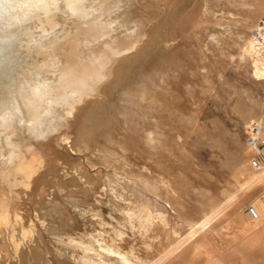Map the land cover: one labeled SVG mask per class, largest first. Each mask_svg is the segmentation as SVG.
Segmentation results:
<instances>
[{
  "label": "rangeland",
  "instance_id": "obj_1",
  "mask_svg": "<svg viewBox=\"0 0 264 264\" xmlns=\"http://www.w3.org/2000/svg\"><path fill=\"white\" fill-rule=\"evenodd\" d=\"M121 15L133 49L34 140L29 187L0 180L11 216L0 264H214L207 255L233 251L243 259L231 264H264V172L247 145L264 119L250 36L264 0H128ZM8 55L24 58L19 37ZM209 216L214 232L196 247L188 237Z\"/></svg>",
  "mask_w": 264,
  "mask_h": 264
},
{
  "label": "bare ground",
  "instance_id": "obj_2",
  "mask_svg": "<svg viewBox=\"0 0 264 264\" xmlns=\"http://www.w3.org/2000/svg\"><path fill=\"white\" fill-rule=\"evenodd\" d=\"M127 4L128 0H81L79 4L0 0V180L11 187H29L37 173V162L31 159L39 153L34 140L45 139L66 125L78 105L98 92L118 56L133 49L132 36L137 31L121 15ZM16 37L25 53L21 61L8 55ZM252 66L264 70V47L259 43L253 46ZM63 139L68 136L64 134ZM10 169L20 176L14 183L9 182ZM260 170L264 172V163ZM8 209L7 199H1L0 237L2 227L10 225ZM15 217L19 221L20 216ZM212 220L213 216L206 217L192 229L188 239L196 240V247H203L214 232ZM23 232L30 231L23 228ZM14 246L17 252L19 244ZM236 252L207 255V261L231 264L243 259ZM122 258L127 264H143L126 255Z\"/></svg>",
  "mask_w": 264,
  "mask_h": 264
},
{
  "label": "built area",
  "instance_id": "obj_3",
  "mask_svg": "<svg viewBox=\"0 0 264 264\" xmlns=\"http://www.w3.org/2000/svg\"><path fill=\"white\" fill-rule=\"evenodd\" d=\"M250 36L264 47V18L255 24L250 30ZM247 145L252 151L251 165L260 169L264 163V119L251 122L248 127ZM251 214L257 216L254 207H250Z\"/></svg>",
  "mask_w": 264,
  "mask_h": 264
},
{
  "label": "snow or ice",
  "instance_id": "obj_4",
  "mask_svg": "<svg viewBox=\"0 0 264 264\" xmlns=\"http://www.w3.org/2000/svg\"><path fill=\"white\" fill-rule=\"evenodd\" d=\"M69 2L79 4L81 2V0H69Z\"/></svg>",
  "mask_w": 264,
  "mask_h": 264
},
{
  "label": "crops",
  "instance_id": "obj_5",
  "mask_svg": "<svg viewBox=\"0 0 264 264\" xmlns=\"http://www.w3.org/2000/svg\"><path fill=\"white\" fill-rule=\"evenodd\" d=\"M239 255H241V254H239Z\"/></svg>",
  "mask_w": 264,
  "mask_h": 264
}]
</instances>
